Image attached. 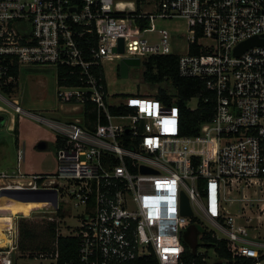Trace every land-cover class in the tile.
<instances>
[{
	"label": "built area",
	"instance_id": "obj_1",
	"mask_svg": "<svg viewBox=\"0 0 264 264\" xmlns=\"http://www.w3.org/2000/svg\"><path fill=\"white\" fill-rule=\"evenodd\" d=\"M176 18L189 33L177 74L201 81L214 101L197 135L181 133L174 91L170 104L147 93L119 101L105 85L109 63L171 55L170 33L157 23ZM254 37L264 40V0H0V92L14 89L22 65L51 66L58 102L68 106L61 110L71 115L50 120L0 94L14 113L55 132L53 174L22 171L24 146L16 168L0 171V199L45 205L13 214L16 222L77 224L56 227L51 251L40 257L52 264H264V43L234 54ZM119 39L123 53L114 52ZM198 102L192 97L187 109ZM182 194L191 216L181 213ZM194 218L200 232L187 261L182 239ZM60 236L78 241L76 256L61 263ZM18 237L16 223L0 264H13Z\"/></svg>",
	"mask_w": 264,
	"mask_h": 264
},
{
	"label": "rangeland",
	"instance_id": "obj_2",
	"mask_svg": "<svg viewBox=\"0 0 264 264\" xmlns=\"http://www.w3.org/2000/svg\"><path fill=\"white\" fill-rule=\"evenodd\" d=\"M157 26L166 28L169 31L171 36L170 51L173 55L186 53L189 33L187 32L184 19L176 18L162 21L157 23ZM149 36L151 34H147V37ZM118 64L119 62L116 60L105 66V85L109 96L116 95L120 101L128 95L136 93L156 94L160 86L143 81V65L130 66L127 77L122 78L119 75ZM161 87L171 89L169 83H163ZM56 92V70L54 67L22 65L19 70L18 81L12 93L8 95L1 91L0 94L5 100L18 104L23 110L30 113L54 121L70 119L71 115L61 110V108H68V106L58 102ZM112 99L110 103L114 101ZM195 103V100H192L189 102V106L194 107ZM0 116L4 117V122L0 124V171H11L16 168L17 148L18 146H24L25 160L20 164L22 171L53 174L57 167V147L54 143L55 132L41 122L22 114L14 113L13 109L1 98ZM15 130L17 133H15ZM42 145L44 146L43 148H41ZM43 210H45L44 204H29L26 214L33 215ZM21 221L29 222L30 229L38 237L33 244L25 240L23 242L25 246L23 251L17 249L10 255L13 264H52L49 257L45 258L36 255L38 252L47 254L52 248L54 239L47 233V223L21 219L16 222L18 228ZM67 225L74 227L77 224H74L73 221H67L65 224H60L56 227L63 231L68 229ZM28 255L34 256L33 259L27 257Z\"/></svg>",
	"mask_w": 264,
	"mask_h": 264
},
{
	"label": "trees",
	"instance_id": "obj_3",
	"mask_svg": "<svg viewBox=\"0 0 264 264\" xmlns=\"http://www.w3.org/2000/svg\"><path fill=\"white\" fill-rule=\"evenodd\" d=\"M196 51L197 49L195 46L191 47L190 53H195ZM177 60V55L173 54L149 57L147 62L143 65L144 70L142 73V79L145 83L160 86V88L156 91L155 96L158 99L163 100L166 104H170V95L168 92L174 91L173 95L176 97L177 104L181 109V133L183 135H197L199 133L200 125L204 122H207L213 114V96L206 90L204 84L201 81L179 77L177 74ZM11 73L18 75L16 69H13ZM163 83H169L171 89L162 88L161 86ZM3 91L7 94L12 92L11 88H4ZM192 97H199L198 106L193 111L187 109L186 107L187 101ZM15 133H17L16 130ZM28 223L29 222L21 221L18 225L19 251H23L25 248L23 244L25 240L28 241V243L33 244L38 237L30 229ZM47 225V233L52 236L53 239H55L56 224L47 223ZM188 232L189 238L186 240L184 238L182 239L187 249V253L185 255L187 261L193 257L190 246H192V248L196 246V237L200 232L198 221L195 218L190 221ZM57 241L59 252L58 261L60 263L76 256L78 248L77 238L60 236L58 237ZM40 254H42V252H38L36 255L39 256ZM27 257L33 259L34 256L28 255ZM132 264H147V262L145 260H139Z\"/></svg>",
	"mask_w": 264,
	"mask_h": 264
},
{
	"label": "water",
	"instance_id": "obj_4",
	"mask_svg": "<svg viewBox=\"0 0 264 264\" xmlns=\"http://www.w3.org/2000/svg\"><path fill=\"white\" fill-rule=\"evenodd\" d=\"M262 43H264V40L259 39L257 37H254L252 39H249V40L239 44L234 49V54L239 55L243 51H245L246 49L251 48V47L256 46V45H261ZM114 52L123 53V40L122 39H119L118 47L114 50ZM139 64H140V62H139L138 58H123L118 64L119 65L118 66L119 75L122 78H126L128 75V68L130 66H138ZM3 122H4V117L0 116V124H2ZM38 144H41V143H38ZM43 147L44 146L42 145L41 148H43ZM142 172L148 173L151 171L147 168L142 167ZM181 205H182L181 213L183 215H186V216H191L192 212H191V209L189 207L188 199L184 194H182Z\"/></svg>",
	"mask_w": 264,
	"mask_h": 264
},
{
	"label": "bare ground",
	"instance_id": "obj_5",
	"mask_svg": "<svg viewBox=\"0 0 264 264\" xmlns=\"http://www.w3.org/2000/svg\"><path fill=\"white\" fill-rule=\"evenodd\" d=\"M29 204H20L9 199H0V248H6L14 239L16 221L12 216L17 212L27 213Z\"/></svg>",
	"mask_w": 264,
	"mask_h": 264
},
{
	"label": "crops",
	"instance_id": "obj_6",
	"mask_svg": "<svg viewBox=\"0 0 264 264\" xmlns=\"http://www.w3.org/2000/svg\"><path fill=\"white\" fill-rule=\"evenodd\" d=\"M19 137V136H18ZM18 142H19V138H18ZM19 144V143H18ZM18 144H17V146H18Z\"/></svg>",
	"mask_w": 264,
	"mask_h": 264
},
{
	"label": "snow or ice",
	"instance_id": "obj_7",
	"mask_svg": "<svg viewBox=\"0 0 264 264\" xmlns=\"http://www.w3.org/2000/svg\"><path fill=\"white\" fill-rule=\"evenodd\" d=\"M135 103V102H134Z\"/></svg>",
	"mask_w": 264,
	"mask_h": 264
}]
</instances>
